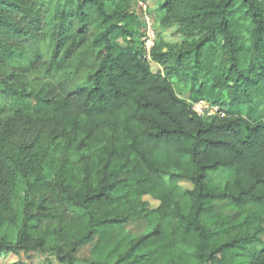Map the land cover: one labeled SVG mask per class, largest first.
Listing matches in <instances>:
<instances>
[{
	"label": "trees",
	"instance_id": "trees-1",
	"mask_svg": "<svg viewBox=\"0 0 264 264\" xmlns=\"http://www.w3.org/2000/svg\"><path fill=\"white\" fill-rule=\"evenodd\" d=\"M31 1L0 0L19 15L0 28L46 41L24 82L0 78V256L42 252L54 227L59 264L95 236L88 264H264V0H162L160 25L184 42L147 56L133 7L146 0ZM0 48V62L26 58ZM199 101L224 116H197ZM53 141L67 152L55 167ZM89 141L96 167L77 177L68 157ZM143 196L159 205L135 240L124 225Z\"/></svg>",
	"mask_w": 264,
	"mask_h": 264
},
{
	"label": "rangeland",
	"instance_id": "rangeland-1",
	"mask_svg": "<svg viewBox=\"0 0 264 264\" xmlns=\"http://www.w3.org/2000/svg\"><path fill=\"white\" fill-rule=\"evenodd\" d=\"M34 1L24 0V3L30 5ZM162 3V0H146L144 2H136L134 3V11L136 12L140 23L142 24L140 30L136 34V37L139 42L143 43L144 52L147 56L151 48L158 43H165L170 46H176L177 48L184 42V37L178 33L176 27L164 28L160 25V16L161 12L159 11V7ZM1 14V13H0ZM0 16H3V20H10L13 23L18 22L19 15L16 11L8 14L6 16L4 13ZM21 27L25 26V23L20 24ZM46 41L40 39H29L22 38L19 34H12V31L7 26H2L0 28V43L11 46L13 48H17L22 50L25 53L26 58L21 59H12L13 57H5L3 61L0 62V78L9 77V69L18 68L15 74V80L19 82H24L23 77L21 75L28 73L30 71V67L34 64V59L37 55H45L46 54ZM120 44H123L119 40ZM148 47V48H147ZM2 48H0V52H2ZM21 60V61H20ZM19 64V66L14 67ZM152 71L154 73L158 71H162V68L157 67L156 65H151ZM38 71V72H37ZM43 70H35L30 74V82H33L36 85V81L38 77L43 76ZM173 83L177 85V92L179 97L183 99H187V88H183L182 84H177L176 80H173ZM1 97V96H0ZM1 100V98H0ZM203 104L201 106V117L207 118L212 116H217L223 112L220 111L219 106L215 104H211L208 101H202ZM198 104V102L192 104V109ZM199 106V105H197ZM212 114L211 116H209ZM48 134H50V128H47L45 131L40 133L39 138L43 140ZM71 134V133H70ZM25 141H30L35 137L34 132L26 131L23 134ZM19 138V137H18ZM81 140L84 139L83 136L80 137ZM18 139L13 140V146L15 143L17 144ZM104 143V141H103ZM98 141H89L83 146V149H78L77 151H73L69 155L70 161V169L75 176L82 175L84 165H89L90 167H96V163L94 160V151L100 145ZM46 145L49 147L45 152L43 158L45 162H51L54 164V167L58 165L63 157L66 156L67 152L63 145H57L56 142H51V144ZM103 145V144H102ZM72 150L75 149V146L72 145L70 148ZM120 159H115L114 162H120ZM178 185L183 189H192V185L185 181H179ZM144 203V212L138 219H132L124 225V230L128 233L130 238L138 239L142 236H145L151 232L152 228V220H148L147 216L149 211L156 209L159 205V202L150 196H143L138 200V203ZM228 212V211H227ZM51 232L50 235L46 238L44 244V250L42 252H29L25 253L23 251H19L17 254H8L0 256V264H59L55 253L51 250L54 245V233L55 228L50 227ZM15 231H12L11 236L13 237ZM97 236H95L91 242L82 246L78 253L76 254L77 263L76 264H88V261L92 259L91 257V249L95 241L97 240ZM264 241V235L261 237Z\"/></svg>",
	"mask_w": 264,
	"mask_h": 264
},
{
	"label": "built area",
	"instance_id": "built-area-1",
	"mask_svg": "<svg viewBox=\"0 0 264 264\" xmlns=\"http://www.w3.org/2000/svg\"><path fill=\"white\" fill-rule=\"evenodd\" d=\"M148 48V47H147ZM202 104H203V102L202 101H199L198 102V104L197 105H199V106H195V107H193V109H192V111L197 115V116H199V117H201V106H202ZM212 114H210L209 116H211ZM224 116V114L223 113H221L220 114V117H223Z\"/></svg>",
	"mask_w": 264,
	"mask_h": 264
}]
</instances>
